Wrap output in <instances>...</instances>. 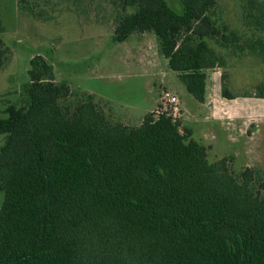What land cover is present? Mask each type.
<instances>
[{"label": "trees", "instance_id": "1", "mask_svg": "<svg viewBox=\"0 0 264 264\" xmlns=\"http://www.w3.org/2000/svg\"><path fill=\"white\" fill-rule=\"evenodd\" d=\"M179 1L180 10L169 0H107L115 40L153 34L203 104L207 71L225 65L210 41L257 54L264 39L220 25L218 0ZM243 2V25L264 32V3ZM10 55L0 38V71ZM29 80V103L0 116V264H264V170L211 163L168 114L133 127L111 123L92 100L64 105L70 87L42 56Z\"/></svg>", "mask_w": 264, "mask_h": 264}, {"label": "rangeland", "instance_id": "2", "mask_svg": "<svg viewBox=\"0 0 264 264\" xmlns=\"http://www.w3.org/2000/svg\"><path fill=\"white\" fill-rule=\"evenodd\" d=\"M179 2L169 0L177 10ZM243 4L218 0V23L247 38L264 39V32L243 25ZM115 25L107 0H0V38L11 50L0 71V116L6 117L11 105L29 103L31 60L42 56L53 66L56 82L70 87L64 105L92 100L111 123L133 127L149 113H171L208 148L211 163L227 158L236 174L245 168L264 170V98L257 96L264 84V48L254 54L210 41L225 65L207 71L201 104L169 68L153 34H135L118 43ZM223 90L234 99L225 98ZM168 94L179 98L175 109L165 102ZM4 141L0 137V147ZM3 201L0 192V207Z\"/></svg>", "mask_w": 264, "mask_h": 264}, {"label": "built area", "instance_id": "3", "mask_svg": "<svg viewBox=\"0 0 264 264\" xmlns=\"http://www.w3.org/2000/svg\"><path fill=\"white\" fill-rule=\"evenodd\" d=\"M165 102L166 104L171 107V108H176L179 104V98L176 95H167V97L165 98ZM160 114V113H158ZM162 114H168L169 116H171L172 114L170 113H162Z\"/></svg>", "mask_w": 264, "mask_h": 264}]
</instances>
